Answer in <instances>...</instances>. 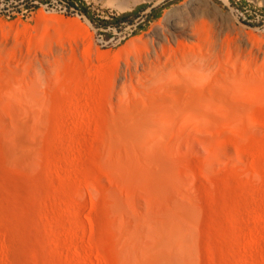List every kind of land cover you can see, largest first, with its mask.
Listing matches in <instances>:
<instances>
[{
	"label": "rangeland",
	"instance_id": "rangeland-1",
	"mask_svg": "<svg viewBox=\"0 0 264 264\" xmlns=\"http://www.w3.org/2000/svg\"><path fill=\"white\" fill-rule=\"evenodd\" d=\"M80 1H0V264H264V6Z\"/></svg>",
	"mask_w": 264,
	"mask_h": 264
},
{
	"label": "bare ground",
	"instance_id": "bare-ground-1",
	"mask_svg": "<svg viewBox=\"0 0 264 264\" xmlns=\"http://www.w3.org/2000/svg\"><path fill=\"white\" fill-rule=\"evenodd\" d=\"M141 1L149 3L152 0ZM219 1L222 3L218 4L214 0H184L180 2L166 11L154 26L153 38L159 43L164 42L167 46L176 43L180 47L178 52H182L184 58L202 59L203 56L198 54L197 45L192 41V38L200 36L204 29L210 26L220 27L224 18L234 19L231 0ZM257 1H260L264 6V0ZM226 7L229 9L226 10ZM197 69L203 70L202 67H197ZM197 77L199 75L194 71L188 75V78L192 80Z\"/></svg>",
	"mask_w": 264,
	"mask_h": 264
},
{
	"label": "trees",
	"instance_id": "trees-1",
	"mask_svg": "<svg viewBox=\"0 0 264 264\" xmlns=\"http://www.w3.org/2000/svg\"><path fill=\"white\" fill-rule=\"evenodd\" d=\"M0 1H3V0H0ZM64 1H66L68 8H73L74 5H78V4L82 5L80 0H64ZM137 13L138 11L131 13V14H122L116 17H112L111 18L112 28L117 30L121 23H126L127 25L131 24L132 21L131 20L127 21L126 19L130 16L135 17ZM80 14L86 17L88 21L94 26V20L86 10L80 11Z\"/></svg>",
	"mask_w": 264,
	"mask_h": 264
}]
</instances>
